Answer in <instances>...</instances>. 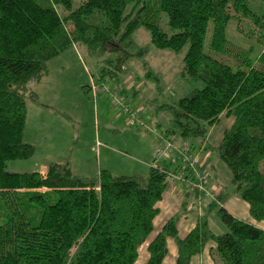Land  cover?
<instances>
[{
    "label": "trees",
    "instance_id": "1",
    "mask_svg": "<svg viewBox=\"0 0 264 264\" xmlns=\"http://www.w3.org/2000/svg\"><path fill=\"white\" fill-rule=\"evenodd\" d=\"M248 4L249 0H86L75 8L74 0H0V264L139 260L171 185L167 174L181 166L172 170V162L162 160L150 168L144 183L110 170L84 178L75 175L70 162L50 163L46 173H10L7 166L35 156L34 145L25 141L28 105L38 101L30 87L49 74V63L80 44L92 55L109 56L102 60L100 80L122 86L129 65L148 54L134 40L140 28L150 33L158 50L180 54L187 48L181 75L204 84L157 108L156 115L169 117L165 135L190 143L194 152L223 117H233L217 154L230 171L234 193L249 205L251 218L264 222V13H253ZM96 14L105 19L103 24L91 22ZM162 14L172 35L161 28ZM243 19L250 24L244 25L248 32L239 28L241 34L262 49L257 59L252 48L228 37L230 23ZM188 191L196 194L202 208L196 226L180 238L179 219L170 218L148 244L146 264H166L168 238L177 243L175 264H192L209 244L214 245L213 264L214 252L223 264H264L263 229L235 218L219 197L201 201L197 192ZM211 214L226 232L211 229Z\"/></svg>",
    "mask_w": 264,
    "mask_h": 264
},
{
    "label": "rangeland",
    "instance_id": "2",
    "mask_svg": "<svg viewBox=\"0 0 264 264\" xmlns=\"http://www.w3.org/2000/svg\"><path fill=\"white\" fill-rule=\"evenodd\" d=\"M84 1L86 0H74V7L78 8ZM248 6L257 15L264 13V0H249ZM130 9L131 7L128 8L127 13ZM91 22L100 25L105 19L96 14ZM247 24L250 23L245 19L240 24L237 21L230 23L227 30L228 37L238 46L245 49L252 48L257 59L263 55L262 49L254 40L246 39L239 29H246ZM160 25L164 32L173 34L165 14L161 16ZM211 33L212 29L209 31L208 39ZM134 40L138 49H148L146 59L134 60L129 65L128 73L122 77L123 85L114 84L113 90L123 95L148 122H158L160 128L164 129L167 121L163 119L169 118L168 114H157L158 120H155L151 117V113H154L160 105L171 104L174 100L188 96L194 90L202 89L204 84L201 81L188 80L181 75L187 48L180 54L170 50H158L151 44L150 33L145 28H140L135 33ZM107 57L109 56L104 58ZM104 58L90 54L85 46L77 44L49 63V74L39 84L41 102H45L47 108H44L39 116L32 117V114H28L27 119L25 141L34 145L35 156L30 160L10 162L7 166L8 172H40L43 170L40 166H48L53 161H60L72 162L75 175L84 178H97L101 170H110L114 175L136 176L140 182L146 181L150 170L146 167L143 171L142 163L147 161L148 150L150 147L153 148L156 142L148 132L128 128L126 116L115 111L110 101L97 99L98 93L102 92L92 88L91 80L93 79L99 86L111 83L103 82L99 78L104 66L102 63ZM123 90H126L127 94L123 93ZM136 90L138 101H134L131 94ZM116 117L119 118L117 121L120 126H115ZM233 123V117H223L212 128L213 132L206 152L213 158L209 170L221 169L226 174L230 173L224 162L219 159L216 149L224 133ZM121 127L128 132L119 131ZM262 169L264 170V163ZM208 171L204 172L208 174ZM173 209L175 211L170 217L180 218L186 211L196 216L199 206L194 203L185 206L179 203L173 204ZM166 212V209H162L159 214L153 233L140 248V257L136 264L147 263L148 244L161 231L164 222L170 218ZM210 225L217 234L226 232L214 214L210 216ZM214 254L216 264H223L216 252Z\"/></svg>",
    "mask_w": 264,
    "mask_h": 264
},
{
    "label": "crops",
    "instance_id": "3",
    "mask_svg": "<svg viewBox=\"0 0 264 264\" xmlns=\"http://www.w3.org/2000/svg\"><path fill=\"white\" fill-rule=\"evenodd\" d=\"M99 78H100V74H99ZM43 80H44V78L39 83H33L30 87V90L32 92H35L38 95V101L37 102H30L28 105V114L29 115L32 114V117L39 116V113L42 112L44 110V108H47V104L45 102H41V96H40V91H39V87H40L39 84H41V82ZM91 81H93V79ZM134 92L135 91H133V93H131V94L134 95ZM136 92H138V91L136 90ZM91 94H92V92H91ZM98 94L99 95H97V99H102L106 102L110 101V99L107 95L102 94V93H98ZM132 99L134 101H138V98L136 96H133ZM141 107H143V105ZM155 113L156 112L151 113V117L154 118L155 120H158L157 119L158 117ZM27 119H28V117H27ZM117 120H119V118L116 117L115 118V126L116 125L120 126L119 122ZM167 120L168 119H166V120L163 119V121H167ZM150 123H151V125H154V126L159 124L158 122L153 123V121ZM27 127H28V121L26 124V129H27ZM128 128H130V127L128 126ZM130 129H132V128H130ZM122 130H125L126 132H128L124 127L123 128L121 127L119 131H122ZM132 130H136V129H132ZM136 131H138V130H136ZM212 132H213V130L211 129L210 134H209L205 144L202 146L199 145V147H197V149L194 150V153L198 157L199 165L205 171H208L210 169L211 165L213 164L212 163L213 158H211L210 155L206 154V152L208 151L207 147H209V140L211 137L210 135H212ZM26 134L27 133L25 130V137H26ZM172 141L176 146H181L183 143H185L178 138H173ZM157 147H158L157 143H154L153 148L150 147V149L148 150L149 156L146 159L147 161L142 163L143 167L141 169L143 171L146 170V167H148V169L150 170V168H151V166L155 160V154L157 151ZM168 161L172 162V164H173L172 170L176 169V166H178V165L176 164L175 155H171V157L168 159ZM53 162H60V161H53ZM53 162H51V163H53ZM70 163L72 164V162H70ZM42 167H43V170H41V172L46 173L47 166L46 165L40 166V169H42ZM72 170H73V168H72ZM224 172L225 171H222L221 169L209 170L208 174H207L209 187L211 189H213L214 191H216L217 196L220 198V200L222 202V205L225 207V209L231 215H233L235 218H237L239 220L250 223V224L255 225V226L264 230V222H261V223L255 222L251 218V215L249 212V205L234 193V188L231 185V174L230 173L226 174V172L224 174ZM167 189H169V190H167V192L165 193L164 199L159 204V208H160V213L162 212V209H166L167 210L166 215L168 217H170V215L173 214V211H175L173 209V204H179L180 203L184 206L188 205L189 203L198 204V199H197L196 194L189 192L188 189L185 187H179L176 183H173V184L169 185L167 187ZM161 204H162V206H161ZM201 212H202V208H199V211H197L196 216H193V215L189 214L188 211H186V212H184V214H182L180 216V218H178L179 220H178L177 229H178L180 238H185L189 234V232L196 226L198 216L201 214ZM158 217H159V215H158ZM158 217L156 218V220L158 219ZM172 217H177V216H172ZM172 217H170V218H172ZM156 220H155V223H156ZM166 222H164L162 229H163ZM159 232H161V231H159ZM167 247H168V254L165 258V263L166 264H175L177 261V258H178V247H177L176 240L173 238H168ZM213 247H214L213 244H209L207 249L205 250V252L203 254L193 258L192 264H213L214 263L213 257L210 253V249Z\"/></svg>",
    "mask_w": 264,
    "mask_h": 264
},
{
    "label": "built area",
    "instance_id": "4",
    "mask_svg": "<svg viewBox=\"0 0 264 264\" xmlns=\"http://www.w3.org/2000/svg\"><path fill=\"white\" fill-rule=\"evenodd\" d=\"M95 84V85H94ZM91 86L97 92H102L110 97V105L115 111L123 113L127 118V124L132 129L146 131L157 143L158 148L155 154V160L151 167L158 166L160 161L168 160L171 155H175L176 164L181 166L178 171L167 174L168 183H177L179 187H185L200 195V200L216 201L217 193L209 187L207 174L199 165L197 155L192 151L191 144L183 143L176 146L172 139L165 135V131L157 128L148 122L135 107H132L126 98L115 93L110 83L101 86L91 82Z\"/></svg>",
    "mask_w": 264,
    "mask_h": 264
}]
</instances>
